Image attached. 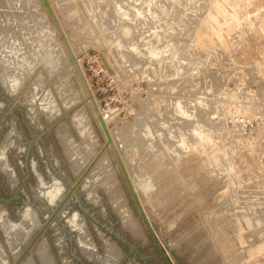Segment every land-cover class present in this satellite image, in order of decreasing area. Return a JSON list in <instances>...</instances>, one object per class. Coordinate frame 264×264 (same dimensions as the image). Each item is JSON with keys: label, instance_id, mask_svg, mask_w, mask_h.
I'll return each mask as SVG.
<instances>
[{"label": "rangeland", "instance_id": "1", "mask_svg": "<svg viewBox=\"0 0 264 264\" xmlns=\"http://www.w3.org/2000/svg\"><path fill=\"white\" fill-rule=\"evenodd\" d=\"M48 2L80 58L83 75L89 76V59L101 55L117 78L109 91L116 109L106 120L144 159L136 173L153 185L135 193L170 263L264 264V0ZM43 8L40 0H0V151L5 150L12 166L22 165L18 156L25 153L30 137L26 127L37 133L50 126L48 145L61 158L57 165L72 184L105 137L91 107L83 105L96 143L82 152L83 135L73 119L78 105L69 100H83L84 87L66 55L54 61L37 51L53 32ZM90 91L100 104L104 93ZM236 114H246L253 125L231 123L229 117ZM60 125L70 134L69 144L58 135ZM115 149L119 154L118 145ZM104 151L107 169L94 168L95 161L73 192L79 202L74 194L69 196L24 258L31 256L33 264H101L110 245L118 252L112 264H143L83 207L133 243L148 264H165L112 148ZM77 155L79 169L72 165ZM121 162L133 183L129 167ZM40 166L48 169L47 161L41 160ZM108 172L126 209L114 206L104 186ZM32 176L29 188L37 197L25 198L27 190L22 189L15 201L0 203V248L7 264H13L14 245L1 217L21 228L16 245L20 255L69 188L59 177L55 182L50 177L43 192ZM15 177L19 182L24 171L14 167L13 184ZM13 190L0 167V198L10 197ZM49 190L53 197L48 198ZM126 213L134 217L137 229L128 226ZM84 230L95 257L82 249Z\"/></svg>", "mask_w": 264, "mask_h": 264}, {"label": "bare ground", "instance_id": "2", "mask_svg": "<svg viewBox=\"0 0 264 264\" xmlns=\"http://www.w3.org/2000/svg\"><path fill=\"white\" fill-rule=\"evenodd\" d=\"M40 2H41V4L43 5V3H42V1L40 0ZM49 4H50V2H49ZM44 7V6H43ZM45 11H46V9H45V7L43 8ZM54 9H56V8H54ZM57 10V9H56ZM59 11H61V9L59 10ZM54 12V11H53ZM46 13H47V11H46ZM55 16H56V18L58 19V21L60 22V20H59V18H58V16H57V14L55 13ZM47 23H48V25H49V27H51V30L53 31L52 32V38H43V41H44V45H39V47H37L36 49H37V51L38 50H41V51H43L44 53H45V55H48L49 57H52L53 59H51V60H54V61H56L57 59H61V57L63 56H67L66 58L68 59V55H67V53H66V51L64 52V50H65V48L64 47H62L63 46V44H62V42H61V40L59 39V37H58V33H57V31H56V29H55V27H54V25H53V23L51 22V19H50V17H49V15H48V13H47ZM60 25V24H59ZM62 26V25H61ZM62 30H64V29H62ZM65 34V33H64ZM66 37V36H65ZM40 42H38V44H39ZM64 48V49H63ZM72 50V49H71ZM34 51V50H33ZM33 51H32V53H33ZM35 52V51H34ZM73 52V51H72ZM39 53V52H38ZM42 53V52H41ZM43 53V54H44ZM65 53V54H64ZM45 55L44 56H42V54H41V59H43V62L44 63H46L48 60H47V58L45 57ZM47 56V57H48ZM76 59H77V61H78V63H79V60H80V58L79 57H77L76 56ZM62 61V60H61ZM69 61V60H68ZM28 62H30V61H28ZM70 63V62H69ZM30 64H31V62H30ZM71 64V63H70ZM79 64H81V63H79ZM29 66H31V65H29ZM59 65H56V68H54L55 70H57V69H59V68H57ZM71 66L73 67V65L71 64ZM40 67V69L42 70L44 67L42 66V65H40L39 66ZM74 69V68H73ZM82 69V68H81ZM43 71V70H42ZM74 72H75V69H74ZM80 81V80H79ZM80 83H81V81H80ZM82 85V84H81ZM82 87H83V85H82ZM84 89V88H83ZM84 91H85V89H84ZM91 96V95H90ZM95 96V95H94ZM47 99H50V94L49 93H47L46 94V96H45ZM84 98H83V100L81 99V100H77L76 98H72L71 100H69V101H71V102H73L74 103V105L75 104H77L78 106H76L75 107V109H74V122H75V125H77V129L78 130H80V132L82 133V138H83V146H84V149L83 148H81V150H82V152H84L85 153V151H87V152H89L90 151V149L94 146V144L96 143V141L94 142V140H93V138L91 137V131L89 130V125L87 124V121H86V116H85V114H84V112H83V105H88V106H90L91 107V109H92V111H93V113H94V115H95V117L97 118V120H98V117H97V112H99V108H98V102H97V100L95 101V98L92 96V99L90 98H88V95H87V93H86V91H85V93H84V96H83ZM83 101V102H82ZM96 104V106H97V109H98V111H95L94 110V108H93V104L94 103ZM79 103V104H78ZM73 107V106H72ZM67 108V107H66ZM54 111H55V113H57L58 112V110H56V109H54ZM73 112V111H72ZM102 117V119H103V122H104V124H105V126H106V128H107V130L109 131V133H110V135H111V139H112V141H113V144L115 145V146H117L118 145V147L120 148V149H123V150H118V152H119V154H120V156H121V159L122 160H124V162L126 163V165H127V167H129V172H130V174H132V181H133V183H132V185H133V187H134V190L136 191V193H141V192H145L146 190H148V189H150L151 187H152V183H151V181H149V179L146 177H141L140 175H137V173H136V171H139V166L141 165L142 166V164H140L141 162H144V159L143 158H140V157H138L136 154H135V151H133L134 150V147L133 148H131L130 146H129V140H127V139H125L124 137H123V135H122V139H121V137H120V134H119V132H118V130H117V128H110V126H111V123H109V122H107V120H106V118H103V116H101ZM98 123L100 124V127H101V129H102V131H103V134H104V137H105V133H104V130H103V127H102V125H101V123H100V121L98 120ZM58 126H59V123H58ZM147 128V127H146ZM58 132H59V136H61L60 138L65 142V143H67V144H69L70 143V141H71V139H70V134H68V132H67V130L66 129H64L61 125H60V127H58ZM80 133V134H81ZM146 134V133H145ZM118 137V138H117ZM115 138L117 139V143H115L116 141H115ZM105 141H106V137H105ZM251 142V141H250ZM253 143V142H252ZM102 145L103 144H101V146H100V149H101V147H102ZM108 146H110V145H108ZM107 146V147H108ZM106 147V148H107ZM111 147V146H110ZM117 149V148H116ZM135 150H136V147H135ZM99 151V150H98ZM84 153H82L81 155L83 156V155H85ZM97 153V152H96ZM96 153H95V155H96ZM103 153V154H102ZM101 154H100V157L99 158H97L98 160H97V162L95 163V165H94V168L95 167H97V168H99L100 170H105V169H107V167H108V161H109V159H108V157L106 156V153H105V151L104 152H102ZM94 155V156H95ZM79 155H77V156H75L73 159H72V165H73V167L74 168H76V169H79V166H80V163H79V160H81L79 157H78ZM93 156V157H94ZM93 157H92V159H93ZM77 158V159H76ZM90 159V158H89ZM91 160V159H90ZM141 160V162H139L138 163V161H140ZM89 161V160H88ZM88 161H87V163H88ZM131 161H133V166L137 169V170H135L132 166H131ZM82 162V161H81ZM144 165V164H143ZM86 168V167H85ZM141 169H143L142 167H140ZM140 169V170H141ZM94 172V170L92 169V173ZM106 178H105V187H106V189H107V191H108V193H109V195H110V197H111V199H112V201H113V204H114V206L116 207V208H118L119 210L120 209H123V208H125L126 209V206H125V201L122 199V196L120 195V190H119V186H118V184L116 183V180L114 179V177L111 175V173H107L106 175ZM50 197H51V195H50ZM125 215V214H124ZM126 215H127V213H126ZM1 216V215H0ZM3 216V215H2ZM2 219H3V222L4 223H2V224H5L6 225V227H8L9 229H11V239L13 240V258L16 260L17 259V257H18V255H19V253H18V251H19V247L18 246H16L17 245V241H18V239H19V235H20V230H21V228L18 226V225H12L11 226V223H9V222H6V219L4 218V216L3 217H1ZM134 218V217H133ZM129 214L125 217V220H126V222H127V224H128V226H131L132 228H135V229H137V224L138 223H136V221L133 219ZM7 229V228H6ZM26 229V228H25ZM81 237L85 240V242L86 243H83V244H81V245H83L82 246V249L83 250H85L84 252H85V255H88V256H90V257H95L97 254L95 253V250L93 249V247H91L90 245H89V239H88V233L86 232V230H84V231H82L81 232ZM20 239H21V237H20ZM39 251H42V250H39ZM40 254H42L43 252H39ZM118 255V252L117 251H115L112 247H110V245H108L107 246V248H106V252H105V254H104V259H101L99 256H97V257H99L100 259V263L101 264H112L113 262H114V259L116 258V256ZM5 254L2 252V250H1V248H0V264H7V261H5ZM14 259H13V261H14ZM108 260V261H107ZM118 260V259H117ZM115 262H117V261H115ZM18 264H33V262H32V257L31 256H26L25 258L23 257L20 261H19V263ZM44 264H52L50 261H44Z\"/></svg>", "mask_w": 264, "mask_h": 264}, {"label": "water", "instance_id": "3", "mask_svg": "<svg viewBox=\"0 0 264 264\" xmlns=\"http://www.w3.org/2000/svg\"><path fill=\"white\" fill-rule=\"evenodd\" d=\"M42 3H43V6L45 7L50 19H51V22L53 23L57 33H58V37L59 39L61 40L62 44H63V47L65 48V51L68 55V60L69 62L73 65L74 69H75V72L76 74L78 75L80 81H81V84L83 85L87 95H88V98L92 99V94H91V91L89 89V86L85 80V77L81 71V68H80V65L75 57V55L73 54L68 42H67V38L65 37V34L63 32V30L61 29V26L59 25V22L53 12V9L51 8L48 0H41ZM91 95V96H90ZM94 103V102H93ZM13 105V101H10L9 103V106H12ZM93 108L95 111H98L97 109V106L96 104L94 103L93 104ZM73 110V109H72ZM70 111H66L64 112L63 116H67L68 113ZM97 117H98V120L100 121L102 127H103V130H104V133H105V137H106V141L104 142L103 146L101 147V149L96 153V155L94 156V158L89 162L88 166L85 168V170L80 174V176L71 184L69 183V181H67V184H68V191L67 193L62 197V199L60 200V202L54 207V209L50 212L48 218L46 219V221L43 223L42 227L39 229V231L34 235V237L31 239V241L28 243V245L25 247V249L23 250V252L19 255V257L13 261V264H18L19 261L22 259V257L26 254V252L30 249V247L33 245V243L35 242V240L39 237V235L42 233V231L47 227V225L49 224V222L55 217V215H57L61 208L63 207V205L65 204V202L67 201V199L69 198V196L71 194H74V198L77 202H79V198H78V195L76 193H73L75 188L77 187V185L80 183V181L83 179V177L85 176V174L87 173V171L89 170V168L95 163V161L97 160V158L100 156V154L105 150V148L110 145L112 150H113V153L116 157V160H117V163L119 164V167L121 168L122 170V173L125 177V180L128 184V187L135 199V202H136V205L139 209V212L143 218V221L147 227V230L149 232V235L156 247V249L158 250L159 254L161 255L163 261L165 262V264H171L170 261H169V258L167 257V255H165V253L163 252V250L161 249L157 239H156V236L151 228V225L149 223V221L147 220V217L145 216V213L139 203V200L137 198V195L135 193V190L133 188V185L129 179V176L121 162V159H120V156L119 154L117 153L116 149H115V146L113 144V141L111 139V135L109 133V131L107 130L104 122H103V119L100 115L99 112H97ZM50 129V126H48L47 130ZM31 135H32V138L30 139L29 143H28V149H27V156H26V176L22 179L21 181V184L17 187L16 191L14 192V194L11 196V197H8V198H0V203H8V202H11L13 200H15L17 197H18V194H19V191L21 189V187L25 184V182L29 179L30 177V172H29V167H28V160H29V154H30V150H31V147H32V143H33V138L35 136H37V134L31 132ZM82 209L88 213L95 221H97L98 223L101 224V226L103 228H105L110 234L116 236L118 239H120L121 241H123L124 243H126L132 251L136 252L142 259L143 261V264H148L147 262V259L145 257V255L133 244L131 243L130 241H128L122 234L116 232L112 227H110L109 225L105 224V223H101L99 222L93 215L92 213H89L87 211V209L83 208Z\"/></svg>", "mask_w": 264, "mask_h": 264}, {"label": "crops", "instance_id": "4", "mask_svg": "<svg viewBox=\"0 0 264 264\" xmlns=\"http://www.w3.org/2000/svg\"><path fill=\"white\" fill-rule=\"evenodd\" d=\"M25 125L27 126V124H25ZM26 128L29 131L30 137H29V140L26 143L25 153L23 155H22V153H20L21 155L18 156L20 158V161H21L22 165H20L19 163H14V166H12L7 161L8 160V155L5 152V150L2 149L0 151V167L7 172V182L14 189L12 191V194L10 195V197L14 194V192L17 189V187L21 184L22 179L26 176L27 149H28V143H29L30 139L32 138V135H31V132H30V128L28 126ZM47 128L48 127H45V129L41 130L40 132L35 133V134H37V136H35L33 138V143H32V147H31L30 154H29V160H28V167H29L30 177L33 175L32 177L35 178V180H36V181H33L34 184H36L39 189L40 188L43 189V192H44V189L46 188V186L49 185V183L51 181H54V182L56 180L58 181L57 177H59L63 182H65V184H67V181H69V179H67L63 174H61L60 168H59L60 166L57 165L58 162L61 160V158L58 157V156L56 158L55 154H53V146L48 145L47 138H48V135L51 133V131L47 130ZM33 133H34V131H33ZM59 142L61 143V141H59ZM34 146H37V148L34 147ZM10 156L13 157V155H10ZM41 160H46L47 161L48 169L47 168H42L40 166ZM14 167L18 171H21V170L24 171V177H22L19 182H18L17 177H15L16 178L15 184H13L10 181V171L11 170L13 171ZM20 167H21V169H20ZM41 170H43V172ZM33 172H35V174ZM34 175L37 176V177H35ZM68 175L70 176V174H68ZM30 177H29V179H30ZM46 177H47V179H46ZM50 177L52 178L51 181L49 179ZM29 179L21 187V189L19 191V194L22 192L21 191L22 189L23 190L26 189L27 193L25 195L26 196L25 198H28L29 195L31 197L32 196L37 197V196H35L33 194V192L29 188V181H30ZM54 182H52V183H54ZM23 187H25V188H23ZM50 193H52V192L49 190L48 193H47L48 198H50ZM19 194H18L17 198L20 197ZM36 195H38V194H36ZM53 196H54V194L52 195V197ZM62 197H61V199H62ZM15 200H13V201H15ZM13 201H11V202H13ZM11 202H8V203H11ZM26 212H28V211H26ZM26 212H24V213H26ZM6 213L9 216V213L7 211H6Z\"/></svg>", "mask_w": 264, "mask_h": 264}, {"label": "built area", "instance_id": "5", "mask_svg": "<svg viewBox=\"0 0 264 264\" xmlns=\"http://www.w3.org/2000/svg\"><path fill=\"white\" fill-rule=\"evenodd\" d=\"M101 55H94L89 59L88 62H91L88 66L89 76L86 77L84 74L85 80L90 88V90H95L96 92H103V99L100 104L98 103L99 113L103 118H111L113 112L116 108L112 107V88L116 85L117 78L111 74L109 66L105 63ZM97 61L98 65L96 67L92 64L93 61ZM89 78H92V81L89 82ZM140 89V88H138ZM109 91L111 93H109ZM105 97H110L107 99ZM131 106V105H130ZM229 121L238 125L242 128H250L253 125V120L246 114H236L229 117Z\"/></svg>", "mask_w": 264, "mask_h": 264}, {"label": "flooded vegetation", "instance_id": "6", "mask_svg": "<svg viewBox=\"0 0 264 264\" xmlns=\"http://www.w3.org/2000/svg\"><path fill=\"white\" fill-rule=\"evenodd\" d=\"M52 197V196H51ZM79 223H81V222H79Z\"/></svg>", "mask_w": 264, "mask_h": 264}]
</instances>
